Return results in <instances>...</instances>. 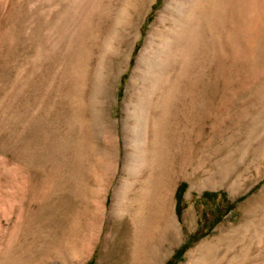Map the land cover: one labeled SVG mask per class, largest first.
I'll return each mask as SVG.
<instances>
[{"label":"bare ground","instance_id":"obj_1","mask_svg":"<svg viewBox=\"0 0 264 264\" xmlns=\"http://www.w3.org/2000/svg\"><path fill=\"white\" fill-rule=\"evenodd\" d=\"M156 1L0 0V6L11 4L7 26L0 32V49L6 43L11 49L20 40L30 51L17 71L16 87L22 92L32 81L36 94L42 90L66 98L69 127L88 133L97 121L102 127L99 133L107 132L101 122L102 108L115 96V81L121 72L115 74L113 65L130 64L142 34L140 25ZM261 56L264 58V0H164L137 56L123 101V175L110 212L118 218L113 233L107 236L111 239L113 234L112 243L109 239L112 247L106 237L98 264L108 260L115 246L126 244L136 249L132 264L162 263L159 246L165 241L176 244L183 233L175 205L177 176L186 173L194 188L193 176L200 174L202 187L225 185L234 196L250 188L243 172L230 178L231 151H226L230 137L225 128L219 129L226 137L219 149L226 154L214 161V171L205 168L212 151L200 150L202 156L197 159L194 141L198 114L209 116L213 110L209 81L213 72L224 86L218 107L221 114L226 107V87L255 67ZM262 83L264 87V78ZM257 98V109L261 105L264 109V94ZM86 104L91 107V118L85 116ZM107 115L119 156L117 119L110 110ZM251 116L255 120L259 111ZM90 146L96 149L93 143ZM253 166L258 182L264 174V149L253 154L246 170ZM263 195L247 201L246 219L227 223L219 235L190 250L185 264H244L250 249L263 244ZM194 220L189 209L184 222ZM100 234L79 264L91 258Z\"/></svg>","mask_w":264,"mask_h":264},{"label":"rangeland","instance_id":"obj_2","mask_svg":"<svg viewBox=\"0 0 264 264\" xmlns=\"http://www.w3.org/2000/svg\"><path fill=\"white\" fill-rule=\"evenodd\" d=\"M163 4L164 0H157L147 11L130 64L123 61L113 65L115 74L121 72L115 81V96L102 108L101 122L107 131L102 134L97 121L88 133L77 126L69 127L66 98H57L42 90L36 94L32 81L22 92L16 87L17 71L30 52L22 41L14 43L11 49L9 43L0 49V264H79L101 233L91 258L81 264L99 263L104 239L113 233L118 218L110 212L114 192L123 175V101L137 56ZM10 12V3L0 6V32L7 26L6 17ZM258 60L252 69L247 67L245 77L238 81L232 79L226 87V107L221 114L218 107L224 86L213 72L209 80L213 110L209 116H204L203 112L198 114V135L194 141L199 152H196L197 159L202 156L200 150L212 151V159L206 162L205 168L214 171V161L226 154L219 148L225 142V135L229 136L226 151H231L230 178L243 172L248 176L250 188L234 196L225 185L202 187L200 174L193 176L194 188L186 173L177 176L175 205L183 222V233L176 244L170 246L165 241L159 246L163 254L161 264H185L190 250L203 240L219 235L227 223L246 219L247 201L263 195L264 174L256 182V167L246 170L253 154L264 149V109L261 105L258 110L256 101L257 96L264 94L263 56ZM197 101L201 105V97ZM84 108L85 116L91 118L89 104ZM109 110L118 123L122 149L119 156L108 126ZM254 110L259 111L255 120L251 116ZM220 127L226 130L223 136ZM91 143L96 149L91 148ZM189 209L195 217L192 224L184 222ZM110 235L111 239L106 238L109 248L113 242V234ZM262 243L250 249L244 264H264V240ZM115 247L104 264H132L135 246ZM140 250L142 254L144 248Z\"/></svg>","mask_w":264,"mask_h":264},{"label":"trees","instance_id":"obj_3","mask_svg":"<svg viewBox=\"0 0 264 264\" xmlns=\"http://www.w3.org/2000/svg\"><path fill=\"white\" fill-rule=\"evenodd\" d=\"M167 264H170V263H167Z\"/></svg>","mask_w":264,"mask_h":264}]
</instances>
